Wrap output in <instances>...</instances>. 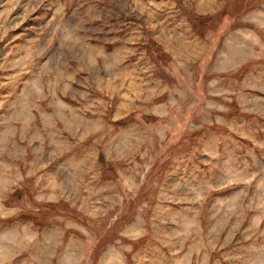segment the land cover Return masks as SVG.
Returning a JSON list of instances; mask_svg holds the SVG:
<instances>
[{"label":"rangeland","instance_id":"rangeland-1","mask_svg":"<svg viewBox=\"0 0 264 264\" xmlns=\"http://www.w3.org/2000/svg\"><path fill=\"white\" fill-rule=\"evenodd\" d=\"M0 264H264V0H0Z\"/></svg>","mask_w":264,"mask_h":264},{"label":"trees","instance_id":"trees-1","mask_svg":"<svg viewBox=\"0 0 264 264\" xmlns=\"http://www.w3.org/2000/svg\"><path fill=\"white\" fill-rule=\"evenodd\" d=\"M202 18L200 17V18H198L197 20H201Z\"/></svg>","mask_w":264,"mask_h":264}]
</instances>
